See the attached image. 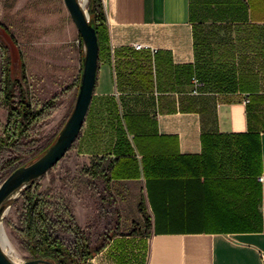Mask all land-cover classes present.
Wrapping results in <instances>:
<instances>
[{
    "label": "crops",
    "instance_id": "crops-1",
    "mask_svg": "<svg viewBox=\"0 0 264 264\" xmlns=\"http://www.w3.org/2000/svg\"><path fill=\"white\" fill-rule=\"evenodd\" d=\"M102 4L109 49L76 152L134 175L113 182L140 184L149 225L93 264H264V0ZM197 74L224 75L221 90L193 95Z\"/></svg>",
    "mask_w": 264,
    "mask_h": 264
},
{
    "label": "rangeland",
    "instance_id": "rangeland-1",
    "mask_svg": "<svg viewBox=\"0 0 264 264\" xmlns=\"http://www.w3.org/2000/svg\"><path fill=\"white\" fill-rule=\"evenodd\" d=\"M87 5L83 7L86 10ZM0 25L16 41H9V54L0 40V135L7 121V107L2 99L7 68L13 79H21L24 72L34 107L39 108L51 100L54 103L52 110L32 125L30 136L22 141L20 151L1 153V159L11 158L15 161L13 167H17L55 141L73 111L85 49L63 0H0ZM76 146L74 143L42 177L6 200L0 219L5 238L2 248L12 261L24 263L35 259L29 251L25 231L28 190L43 195L50 219L56 223L59 219L68 224L75 222L93 247L107 246L117 236L146 233L139 208L143 196L140 184L111 182L106 188L102 173L108 168L107 161L80 156ZM11 170H0V183ZM54 232L66 246L74 247L75 237L70 231L57 224ZM41 259L53 262L48 257ZM93 263L94 259L89 261Z\"/></svg>",
    "mask_w": 264,
    "mask_h": 264
},
{
    "label": "trees",
    "instance_id": "trees-1",
    "mask_svg": "<svg viewBox=\"0 0 264 264\" xmlns=\"http://www.w3.org/2000/svg\"><path fill=\"white\" fill-rule=\"evenodd\" d=\"M88 12L90 17V23L97 31L99 43V57H101V55L109 49L108 29L106 26V16L102 0H89ZM5 29L6 28L0 25V40L5 44L6 48L9 51L8 43L10 40L15 41V39L12 34H6ZM80 42L81 44L83 43L81 37ZM120 65L125 70L127 68L129 70L133 69H131L133 65L131 66L128 63ZM137 69L138 68H135V70ZM197 77L206 84L208 83V81L212 83L215 82L220 86V90L221 86L224 84V75L197 74ZM226 81V86L228 85L229 87H235V84H237L232 78L229 77H227ZM2 99L7 107V121L6 124L3 126V133L2 135H0V155L5 150L20 151L22 141L30 136L32 125L37 123L45 115V113H47L49 110H52L54 106V103L51 100L49 102H46L39 108L34 107L29 86L26 85V76L24 75V72H22L21 79H13V77L9 75L8 68L6 71V77L4 78ZM120 126L121 125L119 124L116 129L115 146L116 148L118 147V149L126 142V131L123 129V127ZM135 137L136 135H134V138ZM53 141L47 144L42 149L37 150L36 153L26 163L18 165L17 167H13L15 163L13 159L0 158V170L12 169L11 172H13L18 167L28 165L34 162L47 150V148L53 143ZM121 141H123V143ZM146 146L148 147L149 145ZM156 151L157 149H150L146 150L145 152L140 151L142 155V165L144 171L148 169L147 158L149 156L153 157ZM151 163L152 168H155L158 165L157 160H152ZM102 178L106 188H109L110 183L113 181L119 179H132L136 177L132 174L121 175L119 173H110L109 170H105L102 173ZM28 193L29 195L25 204V231L27 233L26 235L28 236L29 251L35 256V259L48 257L49 259L53 260V262L56 264H89L90 260L94 259L97 254H99L102 250L106 248V245H99L94 247L90 245L88 240L84 238L83 231L75 222L68 224L62 219H59L57 221L58 223L54 222L46 213V201L43 198V195L41 193L31 192V190H28ZM139 208L144 216L145 223L148 226L149 219L145 212L143 201L140 202ZM57 224L70 231L74 235L75 240L73 248H69L68 246H66L62 242V240L55 235L54 231L56 229Z\"/></svg>",
    "mask_w": 264,
    "mask_h": 264
},
{
    "label": "water",
    "instance_id": "water-1",
    "mask_svg": "<svg viewBox=\"0 0 264 264\" xmlns=\"http://www.w3.org/2000/svg\"><path fill=\"white\" fill-rule=\"evenodd\" d=\"M68 13L77 28L83 45L82 71L78 96L75 107L55 141L34 162L16 168L0 184V219L5 208V202L16 191L42 177L55 166L78 139L84 126L94 89L99 67V43L97 31L90 23V18L84 12L79 0H63ZM1 230V226H0ZM0 264H56L44 259H32L24 263L12 261L2 248L0 236Z\"/></svg>",
    "mask_w": 264,
    "mask_h": 264
},
{
    "label": "built area",
    "instance_id": "built-area-1",
    "mask_svg": "<svg viewBox=\"0 0 264 264\" xmlns=\"http://www.w3.org/2000/svg\"><path fill=\"white\" fill-rule=\"evenodd\" d=\"M83 9H84V12L86 13V15L89 17V15L87 14V10L88 9L87 10L85 8H83ZM135 49L136 50H141L142 47L140 45H136ZM191 83L193 85L192 94L193 95H201L202 94L201 89L203 88L204 83L197 77V75H193L192 76ZM242 103H244V104H248L249 103V96L248 95H244ZM260 180L263 181L264 180V176L260 177ZM263 258H264V255H263Z\"/></svg>",
    "mask_w": 264,
    "mask_h": 264
},
{
    "label": "bare ground",
    "instance_id": "bare-ground-1",
    "mask_svg": "<svg viewBox=\"0 0 264 264\" xmlns=\"http://www.w3.org/2000/svg\"><path fill=\"white\" fill-rule=\"evenodd\" d=\"M87 2H88V0H80V4H81L82 7H84L87 4ZM0 236H1L2 242H5V238H4L2 230H0Z\"/></svg>",
    "mask_w": 264,
    "mask_h": 264
}]
</instances>
